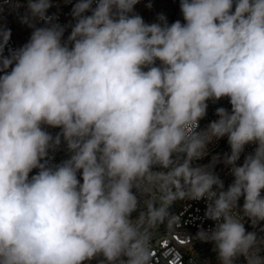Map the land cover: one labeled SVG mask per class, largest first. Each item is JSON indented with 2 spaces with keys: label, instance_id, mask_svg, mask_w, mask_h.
I'll list each match as a JSON object with an SVG mask.
<instances>
[{
  "label": "clouds",
  "instance_id": "clouds-1",
  "mask_svg": "<svg viewBox=\"0 0 264 264\" xmlns=\"http://www.w3.org/2000/svg\"><path fill=\"white\" fill-rule=\"evenodd\" d=\"M139 2L77 0L65 40L51 0H27L30 39L7 55L0 26V264H154L155 232L180 221L171 206L201 199L216 224L196 238L220 264H264L243 223L264 222V0H180L171 24L146 23ZM223 98L231 111L200 129ZM225 136L226 190L219 157L194 163ZM62 140L70 158L50 164Z\"/></svg>",
  "mask_w": 264,
  "mask_h": 264
},
{
  "label": "built area",
  "instance_id": "built-area-1",
  "mask_svg": "<svg viewBox=\"0 0 264 264\" xmlns=\"http://www.w3.org/2000/svg\"><path fill=\"white\" fill-rule=\"evenodd\" d=\"M21 6L13 8L10 4L4 3L0 0V26L11 30V38L4 54H8V49H17L23 46L30 39L32 28L27 24L21 22V17L27 13V0H15ZM52 7L48 10V15L55 17L56 23L65 27L64 39L71 32V26L74 25L75 20L71 13L73 7H68V0H51ZM151 5V7H149ZM95 7V3L93 4ZM134 13L140 15L146 23L158 22L157 17L163 14L169 24L179 20L182 23L183 15L180 11V0H140L134 6ZM91 13H86L90 15ZM36 26H44V22L36 23ZM159 63V62H157ZM207 108V115L199 122L200 129H204L207 125L218 117L216 116V109L224 107L231 111V105L227 98L213 102L209 100ZM52 136H56L59 128L46 127ZM255 144H248L241 153L240 160L237 161L238 166L243 164L244 158L252 153L255 149ZM208 154L201 160L194 162L197 165H209L214 156L220 159L215 163L214 173L223 181L225 190L233 182L234 177L230 171L231 166L223 163L224 154L230 153L231 149L227 141V137L219 140H213L207 148ZM71 153L68 152L63 140L60 146L50 152V164H59L64 160L70 158ZM159 170V169H157ZM38 169H33L31 175H35ZM79 178V174H78ZM264 194V193H262ZM243 197L240 198L238 204L242 208ZM143 205L141 204V208ZM207 207L206 199L201 200H184L177 201L173 204V209L170 212L179 216L180 221L172 228L161 226L154 234V264H220L217 259V252L214 251V244L207 242L204 248L198 250H190V243L196 241V233L201 229L211 230L215 227L216 222L206 219L205 211ZM139 211V209H138ZM133 215H136L134 213ZM243 223L246 231L255 232L261 238H264L263 222L258 223L255 227L248 218H244ZM190 238V242L188 238ZM261 255L264 256V248L261 250ZM104 260L103 256H97L85 264H101ZM236 264H246L243 256L236 260Z\"/></svg>",
  "mask_w": 264,
  "mask_h": 264
},
{
  "label": "bare ground",
  "instance_id": "bare-ground-1",
  "mask_svg": "<svg viewBox=\"0 0 264 264\" xmlns=\"http://www.w3.org/2000/svg\"><path fill=\"white\" fill-rule=\"evenodd\" d=\"M77 0H68V7H73ZM170 209H173V205ZM263 229H264V222H263ZM206 245L205 242H201L199 239L190 243V250H198L199 248H204Z\"/></svg>",
  "mask_w": 264,
  "mask_h": 264
}]
</instances>
